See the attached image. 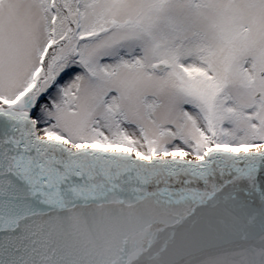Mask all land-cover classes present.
Segmentation results:
<instances>
[{
    "label": "snow or ice",
    "instance_id": "obj_1",
    "mask_svg": "<svg viewBox=\"0 0 264 264\" xmlns=\"http://www.w3.org/2000/svg\"><path fill=\"white\" fill-rule=\"evenodd\" d=\"M0 264H264V0H0Z\"/></svg>",
    "mask_w": 264,
    "mask_h": 264
}]
</instances>
